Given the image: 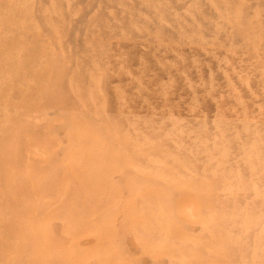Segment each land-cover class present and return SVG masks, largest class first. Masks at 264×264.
Listing matches in <instances>:
<instances>
[{
  "label": "rangeland",
  "instance_id": "1",
  "mask_svg": "<svg viewBox=\"0 0 264 264\" xmlns=\"http://www.w3.org/2000/svg\"><path fill=\"white\" fill-rule=\"evenodd\" d=\"M0 264H264V0H0Z\"/></svg>",
  "mask_w": 264,
  "mask_h": 264
}]
</instances>
